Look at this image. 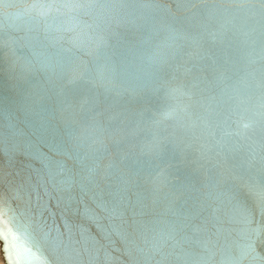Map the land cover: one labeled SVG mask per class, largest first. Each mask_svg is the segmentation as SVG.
<instances>
[{
	"label": "water",
	"instance_id": "95a60500",
	"mask_svg": "<svg viewBox=\"0 0 264 264\" xmlns=\"http://www.w3.org/2000/svg\"><path fill=\"white\" fill-rule=\"evenodd\" d=\"M98 2L115 7L61 15L48 8L52 0H0V140L17 150L14 156L7 152L0 155V195L8 199L7 208L0 205L4 213L0 215V231L9 235L11 243V237L19 235L14 225L20 224L36 244L33 247L23 238L16 241L13 259L19 264H145L144 254L137 251L143 249L151 256L148 264H196L197 255L209 254L203 247L165 243L153 231L146 236L134 233L133 242L126 244L114 231L119 220L103 212L96 213L94 220L87 218L92 213L86 208L95 210L94 194L106 195L121 174L131 179L125 193L132 202L126 214L129 222L132 205L137 212L143 207L146 213L136 219L148 222L169 206L187 213L198 200L207 207L192 223L202 229L197 233L201 240L211 237L208 248L215 255L209 264H225L229 257H239L250 241H255L256 253L264 256V233L257 237L254 232L264 229V211L253 196L264 188V151L253 144L258 137L252 133V139L234 137L230 151L217 155L213 150L202 156L200 145L208 140L196 115L162 116L170 101L160 85L171 81L174 74L184 82L202 76L211 86L206 95H219L224 85L216 86L215 82L223 73L234 99L224 96L227 103L217 107L221 115L213 114L212 120L231 115L229 124L235 129L250 119H260L254 107L258 92L249 101L252 90L247 85L252 83L248 73L264 61L258 56L259 45L253 51L250 37L245 35L254 26L251 21L242 26L245 10L231 7L223 16L206 21L203 5L177 12L175 0ZM146 3H153V7H142ZM208 7H212V0H208ZM169 9L179 22L173 21ZM226 20L232 23L226 24ZM204 22L212 31L224 24L223 37L214 40L201 27ZM169 24L196 37L200 47L182 41L181 54L176 59L168 57L167 49L159 46L168 35ZM79 33L86 42L74 47L72 38ZM93 34L104 38L99 47L86 40ZM253 36L258 38V31ZM197 52L200 55L190 59L189 54ZM154 54L165 56L168 62L152 63ZM252 59L255 64L249 63ZM29 63L31 71H24ZM180 65L191 68V74L185 76ZM240 100L245 104L230 112ZM245 107L249 111L244 112ZM192 122L196 126L180 127ZM74 137L80 138L82 156L91 151L93 139L102 138L107 144V152L98 161H87L90 167L99 166L93 191L81 192L78 186L65 189L60 184L63 177L56 176L54 183L46 167L44 156L62 159L54 148L72 149ZM154 137L160 141L159 152L150 149ZM180 139L192 147L179 144ZM30 145L43 155H29L24 150ZM67 167L80 171L71 159ZM109 172L110 178L106 175ZM229 196L231 203L227 202ZM236 205L239 207L234 211ZM217 206L223 222L219 234L220 225L212 218V209ZM162 227L157 225V231ZM61 233L65 243L69 239L80 241L76 245L77 252L83 250L80 256L55 248L53 241L61 238ZM188 234H192L191 229ZM3 248L0 241L7 264ZM240 264L264 262L247 257Z\"/></svg>",
	"mask_w": 264,
	"mask_h": 264
},
{
	"label": "snow or ice",
	"instance_id": "6c2138e0",
	"mask_svg": "<svg viewBox=\"0 0 264 264\" xmlns=\"http://www.w3.org/2000/svg\"><path fill=\"white\" fill-rule=\"evenodd\" d=\"M153 3H146L142 5V7L151 8L153 7ZM175 3L177 12H190L192 9H196L203 5L206 9L204 13L206 21H211L215 17L223 16L224 12L231 7L245 10L242 26L248 25L250 21L254 25L250 28V31L245 33V35L250 37V44L253 47V51H255V46L257 44L259 45L258 56L260 60L264 61V0H212V7H208V0H175ZM111 7H115V5L111 3H100L98 0H52V3L48 5L50 10L55 9L56 12L61 15L79 13L82 10H91L95 8L105 9ZM62 10L67 11L65 12ZM168 11L172 16L173 21L179 22V17L176 16V13L172 12L171 9ZM73 19H76V17L73 16ZM232 19L234 20L236 17L233 16ZM225 23L230 24L232 23V20H226ZM255 25H258L259 28L257 29ZM201 27L214 40L223 37L224 33L222 30L225 27L224 24H221L220 28L216 31L210 30L209 23L207 22L202 23ZM68 31H73V29L69 28ZM167 31L168 35L159 47L167 49V55L171 59H176L181 54L183 50L182 41H187L197 48L200 47V41L196 37L189 36L187 32L183 31L181 28L175 27L174 24H169L167 26ZM257 31L258 38L253 36L254 33H257ZM82 36L83 33H79L72 38L74 47H81L86 42L81 38ZM86 40L87 42L96 43L97 47L104 43V38L95 34L88 36ZM199 55V52H197L194 55L189 54V57L190 59H193L195 56ZM150 59L152 63L168 62L165 56H161L159 54H154ZM249 63L255 64L256 60L252 59ZM179 67H184V65H180ZM24 71H31L30 63L24 65ZM177 71H179V68H177ZM191 72V68L184 67L185 76L190 75ZM257 73H259L258 79ZM248 77H251L252 83L248 84L247 87L252 91L248 95L247 99L250 101L252 94L258 92L257 102L254 107L257 109L255 114L259 115V120L250 119L235 129L231 127V124H229L231 115H228L225 119L220 121L212 120L213 114L216 116L221 115V113L217 111V107L227 103V101L222 99L224 96H228L229 100L234 99V97L228 93V85L225 83L228 78L223 73L220 74L215 82L216 86L221 84L224 85V87L220 89L219 95H206V93L211 91V86L202 76H193L190 81L184 82L179 80L174 74L171 81H165L160 85V87L165 90L166 97L170 101L166 111L162 113V116L165 119H168L178 113H183L186 117L190 118L191 115L195 114L197 120L203 126V134L208 140L207 144L200 145L202 156H207V154L213 150L216 151L217 155L225 151H230L231 146L234 144V137L252 139V136H250L249 133L258 137V140L253 139V144H259L261 150L264 151V64H262L258 69H253L249 72ZM245 102V100H240L236 107L230 108L229 111L235 112L236 109H239L241 105L245 104ZM197 109H203V112L199 113L197 112ZM243 111L247 112L249 109L245 107ZM154 123L158 125L160 121L156 120ZM191 126H196L195 122H192L191 125L187 126L180 124V127L182 128ZM74 139L76 144L72 149L59 146L54 148V153L59 154L62 159H55L54 156H44L46 167L48 168L49 174L53 177L54 183L56 176L63 177L60 184L64 186L65 189H72L78 186L81 192L93 191L95 178L99 173V166L90 167L87 161L89 159L98 161L101 158V155L107 152V144L102 138L93 139L90 146L91 151L82 156L78 150L80 147V138L74 137ZM179 144H183L186 148L192 147L191 143H185L183 139H180ZM160 146L159 139L154 137L150 144V149L159 152ZM16 151L17 150L14 148L6 147L4 141L0 140V155L7 152L10 156H14ZM24 151L28 152L29 155H43L36 151L31 145ZM253 151H255V149H253ZM70 159L74 160V162L79 165L80 171H73V169L67 167V162ZM261 162L264 163V156H261ZM109 167L111 168V166ZM84 173H86V176ZM106 175L110 178L111 173L109 172ZM164 182L167 183L166 178ZM130 183V177H126L121 174L117 177V184L114 189L111 185H109V190L106 195L96 196L94 194L93 199L97 201L95 210L86 208L87 212L92 213V215L87 218L94 220L96 213L103 212L107 213L110 219L119 220L120 224L114 226V231L119 232L126 244L133 242L132 236L134 233L146 236L148 231H153L156 232V237L160 240H164L165 243L175 241V246L180 248H183L185 245L203 247L204 251L209 254L197 255L196 264H209L215 255V253H212L208 248L211 237H209L208 240H201L197 233L202 229L192 223L195 219L201 216L207 206L201 201L194 200L190 211L187 213H182L169 206L163 212L157 214L154 220L144 222L136 219L137 215L143 216L146 214L143 207L139 212H137L135 205H132L133 218L131 222H129L126 214L129 211V205L132 202L127 199L125 193L128 191ZM253 196L260 205L262 211H264V188L253 192ZM232 199L233 198L230 196L227 197V202L231 203ZM185 204H187V201H185ZM0 205H2L3 208H7L8 205V199L3 195H0ZM238 207V205L234 206L233 210L235 211ZM220 211L221 208L219 206L212 209V218L220 225L217 230V234L223 230V222L217 215ZM2 214L4 213L0 211V215ZM149 224L152 225L151 228L148 227ZM157 225L163 226L160 231H157ZM93 226L95 227L96 223H93ZM14 227L16 231L19 232V235H13L11 237V243L9 242V235L0 231V241L4 244L3 250L7 264H19L18 260L13 259L12 252L17 246L16 241L21 238H23L26 243L31 242L32 246L36 247L35 242L31 241V233H28L27 229L22 230V226L20 224H15ZM129 228L132 229L131 232L128 231ZM189 229L192 230L191 235L188 234ZM67 231L69 237H71V226H69ZM88 231H90V229H88ZM254 232L255 235L259 237L261 233H264V229H256ZM111 234L112 233L110 232V235ZM62 237L63 233H61V238L53 241L56 249L63 248L66 254L70 253L74 257H78L82 254L83 250H81V252L76 251V245H78L80 241L73 243L71 239H69V242L65 243ZM156 237H154V240ZM158 242L159 241L157 240V243ZM137 251L144 254L145 264H148L151 256L144 253L143 249H137ZM41 254L43 255V253ZM247 257H251L253 261L264 262V256H260L256 253L255 241H250L246 247H243L240 251L239 257H229L225 264H240V262Z\"/></svg>",
	"mask_w": 264,
	"mask_h": 264
},
{
	"label": "bare ground",
	"instance_id": "6f19581e",
	"mask_svg": "<svg viewBox=\"0 0 264 264\" xmlns=\"http://www.w3.org/2000/svg\"><path fill=\"white\" fill-rule=\"evenodd\" d=\"M0 264H4L3 257H2V254H1V250H0Z\"/></svg>",
	"mask_w": 264,
	"mask_h": 264
}]
</instances>
